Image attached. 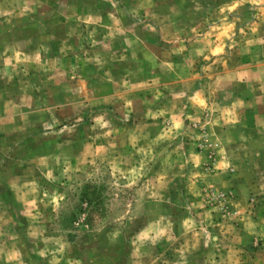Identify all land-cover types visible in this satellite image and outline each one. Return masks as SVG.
Here are the masks:
<instances>
[{"label":"clouds","instance_id":"obj_1","mask_svg":"<svg viewBox=\"0 0 264 264\" xmlns=\"http://www.w3.org/2000/svg\"><path fill=\"white\" fill-rule=\"evenodd\" d=\"M104 2L0 0V264H264V0Z\"/></svg>","mask_w":264,"mask_h":264},{"label":"rangeland","instance_id":"obj_2","mask_svg":"<svg viewBox=\"0 0 264 264\" xmlns=\"http://www.w3.org/2000/svg\"><path fill=\"white\" fill-rule=\"evenodd\" d=\"M91 3L94 4V6L102 11H106L110 9V5L106 4L104 0H90ZM168 4H175L180 12L181 15L178 17V23L184 26H194L196 23H198L204 15V12H197L196 11V4L197 0H166ZM129 3H131V0H129ZM199 3L203 4L205 8L207 9L210 5V0H199ZM130 23V21H126V24ZM138 34L141 36L142 39H145L148 43L149 48L152 52H155L157 55H159L160 48L163 46V42L161 41L160 37L154 34L145 33L142 30H138ZM104 35V32L101 31L100 35L96 37V39H102ZM88 45L85 44V47ZM54 49L58 51L59 44L53 45ZM125 47L122 43V38L117 37L113 43H112V51L114 52H120L122 48ZM97 51L103 52V46H98L96 49ZM129 56H131V52H129ZM177 63L180 62V57L174 58ZM241 62L247 63L248 58L247 57H240L239 58ZM138 61L140 62V66L144 69L143 73L140 75L139 80L140 82H144L145 80H148L153 72H159L160 70L158 68H153L151 65V62L147 59V57L143 53H138ZM73 64H75V59L73 58L71 61ZM137 66V61H129L127 64L120 63V64H110L109 67L112 69L113 74L116 76L122 75L126 69L128 70H135ZM89 71L94 72L95 69L93 66H89ZM169 81L171 80V77L167 78ZM94 82V81H93ZM89 82H85L84 86L87 87ZM197 87H199V83L196 84ZM11 85H8L4 82H0V89H9L11 88ZM167 95V90H164ZM136 95L140 97L141 99H144L145 97L151 98V93L148 91H140L137 92ZM170 99V97H169ZM165 101H160L159 103L161 105L164 104ZM139 105V102H138ZM141 108H143V105H139ZM249 117L251 116V113L248 114ZM131 123V121H130ZM81 133H83V128H81ZM2 195L5 200L8 202H12L13 196L11 191L7 188V186L4 187L2 190ZM89 193L85 192L84 198H89ZM177 193L173 192V196L175 197ZM26 217L20 218V226L21 228L26 227ZM122 255V253H121Z\"/></svg>","mask_w":264,"mask_h":264}]
</instances>
